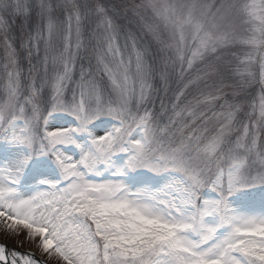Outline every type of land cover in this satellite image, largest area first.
I'll list each match as a JSON object with an SVG mask.
<instances>
[{"label":"snow or ice","instance_id":"snow-or-ice-1","mask_svg":"<svg viewBox=\"0 0 264 264\" xmlns=\"http://www.w3.org/2000/svg\"><path fill=\"white\" fill-rule=\"evenodd\" d=\"M0 264H264V0H0Z\"/></svg>","mask_w":264,"mask_h":264},{"label":"rangeland","instance_id":"rangeland-1","mask_svg":"<svg viewBox=\"0 0 264 264\" xmlns=\"http://www.w3.org/2000/svg\"><path fill=\"white\" fill-rule=\"evenodd\" d=\"M101 119H107V118H101ZM50 125L53 127L57 126H69L73 124V119L70 116H67L65 114H54L53 117L49 121ZM98 125V122H97ZM107 125L102 126H96L95 131L102 133L105 131Z\"/></svg>","mask_w":264,"mask_h":264}]
</instances>
